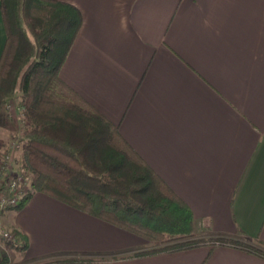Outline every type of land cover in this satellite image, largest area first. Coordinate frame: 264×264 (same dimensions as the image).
<instances>
[{"label":"crops","instance_id":"0c3cea01","mask_svg":"<svg viewBox=\"0 0 264 264\" xmlns=\"http://www.w3.org/2000/svg\"><path fill=\"white\" fill-rule=\"evenodd\" d=\"M61 1L83 17L61 78L188 204L198 237L264 243V0ZM6 40L0 2V58ZM0 226L27 242L1 240L5 264H264L234 245L137 255L153 244L39 191Z\"/></svg>","mask_w":264,"mask_h":264},{"label":"trees","instance_id":"16d2710c","mask_svg":"<svg viewBox=\"0 0 264 264\" xmlns=\"http://www.w3.org/2000/svg\"><path fill=\"white\" fill-rule=\"evenodd\" d=\"M7 40L0 58L1 106L22 92L26 129L18 160L35 191L132 231L153 244L149 255L200 245H234L264 257L258 245L227 237H198L188 204L138 154L113 123L60 76L82 26L61 0H0ZM10 209V208H8ZM18 234V233H17ZM23 251L27 247L19 234ZM65 258L53 262H80ZM7 258H1L5 264Z\"/></svg>","mask_w":264,"mask_h":264},{"label":"built area","instance_id":"2783aa9c","mask_svg":"<svg viewBox=\"0 0 264 264\" xmlns=\"http://www.w3.org/2000/svg\"><path fill=\"white\" fill-rule=\"evenodd\" d=\"M21 147L20 139L15 140L0 159V211L17 206L31 192L30 178L16 157ZM0 238L23 247V241L16 232L0 228Z\"/></svg>","mask_w":264,"mask_h":264},{"label":"rangeland","instance_id":"374dc122","mask_svg":"<svg viewBox=\"0 0 264 264\" xmlns=\"http://www.w3.org/2000/svg\"><path fill=\"white\" fill-rule=\"evenodd\" d=\"M22 92L20 90H15V92L10 96L7 97L4 103L1 106V113H0V159L2 154L8 149L9 146L15 141L20 139L25 134V121L23 118V109L21 107V100H22ZM21 150L17 153V160L20 159ZM33 191L31 186V178L29 184V190ZM6 210V209H5ZM4 211L1 210L0 213ZM0 228H2L0 226ZM7 230L5 228H2ZM10 231V230H7ZM13 232V231H12ZM4 242L5 244L10 245L9 240H4L0 238V241Z\"/></svg>","mask_w":264,"mask_h":264}]
</instances>
